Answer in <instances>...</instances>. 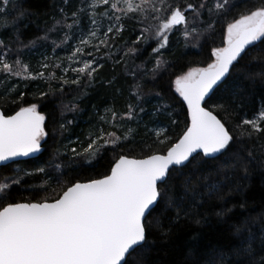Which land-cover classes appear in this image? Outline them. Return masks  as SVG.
I'll use <instances>...</instances> for the list:
<instances>
[{
  "label": "snow or ice",
  "instance_id": "obj_1",
  "mask_svg": "<svg viewBox=\"0 0 264 264\" xmlns=\"http://www.w3.org/2000/svg\"><path fill=\"white\" fill-rule=\"evenodd\" d=\"M63 2L67 6L70 0ZM235 7L238 5L232 0H211V3L208 0H183V3L175 0H80L71 13L60 8V18L53 26L43 36L27 44L20 38V29L14 27L7 40L0 37V85H3L0 100L18 106L14 114L0 110V164L40 152L41 142L48 135L46 118L37 110V104L19 106L24 93L19 90L15 78L43 81L49 90L40 91L41 98L63 93L65 85H75L86 94L98 69L104 66L101 60L112 59L114 63L123 62L127 67L128 60L138 57L143 46L152 42H155L152 53L162 56L161 50L168 47L170 35L176 32L181 34L185 44L206 39L207 35L214 33L216 24ZM14 13L18 14L8 21L6 18ZM0 16L5 17V22L0 24L2 32L23 20L26 12L17 0H0ZM85 20L87 24H84ZM131 22L141 25L139 34L131 47L126 41L123 48L118 47L116 41L122 39L125 23ZM61 31L63 38L60 42H51L53 51L67 45L71 49L70 55L60 63H48L50 58L45 56L40 63L41 70L32 72L30 64L21 59L24 49L31 50L37 46V41L47 42L50 33L59 35ZM222 36L223 46L211 49V62L206 67L191 68L177 75L173 81L175 92L187 105L189 117L175 142H171L166 128H148L145 124L146 135H155V140L151 143L139 141L142 156L124 153L125 144L137 142V129L143 123L140 114L146 112L142 106L144 96L138 77L151 73L155 78L161 70L166 71L168 63L161 58L155 60L151 69L146 68L147 62L129 69L128 74L136 80L132 92L137 101L135 105L129 104L123 114L106 109V115L99 118L102 126L88 134L86 146L82 142H78L79 150L65 146V155L70 153L71 161L79 159L81 166H93L106 151L111 150L114 156L105 174L86 181L62 182L60 176L66 173L60 172L61 164L53 162L52 172H60L56 177L58 187H51L52 172L37 168L35 173L47 177L41 184L30 186L39 198H25L22 202H8L11 189L35 173L19 169L13 176L0 179V197L5 201L0 203V264H144L141 257L150 243L153 225L149 217L155 207L166 201L168 207L177 209V218L181 210L189 216L188 209L184 208L185 202L192 208L202 207L206 198L210 199L221 191L219 183L201 175L199 190L188 178L181 185L182 194L177 196L175 181L188 175L184 169L199 170L209 163L208 158L215 162L224 157L223 168L216 169L218 175L222 172L228 180L239 167L247 178L248 165L256 157L251 150L246 156L241 154L234 150V145L238 140L264 139V106L258 115L245 117L235 125L240 132L237 137L227 126L231 116L229 105L219 103L212 108L204 105L210 93L225 86L232 72L243 67L241 61L247 56L249 46L264 41V0L258 7L227 22ZM69 40L76 42L69 44ZM117 52L123 55L117 58ZM50 68L52 71H48ZM56 69L61 75H56ZM69 72L73 74L71 78ZM258 75L264 76V73ZM53 82L58 87H54ZM27 86L25 83L24 87ZM63 107L67 111L77 110L75 104ZM168 107L159 105L152 115H163ZM221 112L225 114L223 118L218 116ZM167 114L169 117L172 115L170 112ZM131 122L136 126L132 127ZM171 123L177 122L171 120ZM103 125L112 130L106 131ZM66 127L65 123L59 125L61 131ZM259 148V163L264 167V143ZM59 151L57 149V153ZM41 191H51L52 194L40 195ZM224 214V210L217 213ZM233 228L238 236L247 232L233 254L254 260L256 234L244 224L233 225ZM259 242L264 247V231ZM206 264L225 262L220 258ZM256 264H264V255Z\"/></svg>",
  "mask_w": 264,
  "mask_h": 264
},
{
  "label": "trees",
  "instance_id": "obj_2",
  "mask_svg": "<svg viewBox=\"0 0 264 264\" xmlns=\"http://www.w3.org/2000/svg\"><path fill=\"white\" fill-rule=\"evenodd\" d=\"M183 3V0H175ZM211 3V0H208ZM238 7L232 9L225 18H222L215 26V31L207 38L200 41L191 40L185 44L184 38L179 32L170 35L169 45L162 49V56L152 53L151 48L155 42L143 46V50L138 57L128 60L127 67L123 62L114 63L112 59L101 60L103 67L98 69L95 74V80L91 86L84 90H78L75 85H65L63 93H55L41 98L40 91H48V86L43 81H20L19 90L23 91L24 99L19 102V106H28L31 103L37 104L39 112L45 116V130L48 133L42 142L40 154L30 160L12 163L0 167V179L3 177L13 176L17 170L23 169L27 172L35 173L37 168H46L52 172V163L61 164L60 172L66 175L60 176V172H52L51 187L57 188L56 177L60 176L62 182L69 180L86 181L88 179L99 178L105 174L113 160L114 153L108 150L103 157L93 166H81L79 159L71 161L70 153L65 155L67 148H80L82 142L87 144V136L97 127L102 126L100 116L106 115V109H113L119 114L127 111L129 104L137 103L132 95L133 85L136 82L133 76L129 75V69L137 65L145 64L146 68L154 67L156 59L167 61V70H161L153 75L139 76L138 80L142 85L144 103L142 106L146 109L141 113L143 123L137 129L139 135H136V143L125 144L124 153L130 156H142V145L140 140L151 143L155 140V135H146L144 127L148 128L163 127L166 128L167 135L171 137V142L178 140L180 134L189 122L187 114V105L183 102L179 94L175 92L173 81L177 75L187 72L191 68L206 67L211 62L210 52L214 47H222V33L226 28L227 22L238 18L239 14L250 9L258 7L261 0H232ZM26 12L23 20L18 21L12 27L0 32V37L7 40L14 27L20 29V38L23 43L27 44L31 40H36L53 26L56 19L60 18V8L71 13L80 3V0H70L69 5H65L63 0H17ZM13 15L7 17L8 21L15 18ZM5 22V17L0 16V24ZM71 22V21H69ZM25 24L27 25L25 27ZM86 24V20L84 21ZM141 25L136 22L125 23L122 39H118L116 44L123 48L125 41L128 46H132V41L139 34ZM179 27V26H178ZM66 31V30H65ZM78 35V32H77ZM63 38V31L57 35L49 34L47 42L37 41L35 48L24 49L21 59L30 64L32 72L40 71V63L45 55L53 53L52 40L57 43ZM69 44H73L71 41ZM15 47V45H14ZM56 53L60 56L70 55L71 49L68 46L56 48ZM126 51V49H125ZM248 54L241 61L242 68L232 72L227 78V84L214 90L211 97L205 103V107L212 108L213 105L224 103L229 105L231 116L227 121V126L232 130L233 135L239 137L240 132L235 125L241 119L252 118L258 115L259 109L264 106V76L258 75L264 73V41H258L249 46ZM123 53L117 52L118 58ZM57 63V62H55ZM49 71V70H48ZM56 75H61L58 69ZM47 75V72H46ZM73 75V74H72ZM71 76V74H70ZM251 77V78H249ZM27 83V87H24ZM54 87L58 85L53 82ZM3 85H0L2 88ZM160 95L157 96L156 94ZM77 105L76 111H67L63 105ZM159 105H168L167 112L163 115L153 116L154 109ZM0 109L6 114H14L18 110L17 104L10 101L0 100ZM224 113H218L219 118H223ZM171 120L177 123L172 124ZM72 121L71 124H67ZM65 123L66 130L61 131L59 125ZM127 123V122H126ZM135 127V122H131ZM106 131L112 129L103 125ZM118 134H120L118 132ZM264 143L261 140H238L234 145V150L247 155L251 150L256 160L248 165L247 178L239 167L236 168L235 174L226 180L221 172L217 174L216 169L223 168V161L213 162L211 158L209 163L201 169H184L187 176H181L175 181V194H182L181 185L185 179L191 178L192 184L199 190L201 175L208 176L213 183H219L221 191L216 193L210 199H205L203 206L192 208L188 202H185L184 208L188 209L190 215L185 216L183 210L177 218V209L168 207L167 202H161L152 212L149 220L152 222V231L149 235V246L141 257L144 264H206L207 261L215 262L223 258L225 264L230 261L231 264H256L261 255H264V247L260 245L259 236L264 231V167L260 166L259 159L261 156L259 145ZM168 144H165L167 147ZM59 149V153H57ZM129 149H133L129 151ZM119 153V149L116 150ZM23 175V173H20ZM47 177L43 174L35 173L31 177L24 178L21 185H13L8 202H22L25 198H33L35 193L30 186L41 184ZM51 191L40 195H51ZM35 198H39L35 196ZM0 197V203H4ZM231 211H227V210ZM225 211L224 215H217L218 212ZM200 220V223H196ZM247 225L257 236L253 247L255 248V259L249 260L246 257H237L233 254L240 243L242 236L235 233L233 225Z\"/></svg>",
  "mask_w": 264,
  "mask_h": 264
},
{
  "label": "rangeland",
  "instance_id": "obj_3",
  "mask_svg": "<svg viewBox=\"0 0 264 264\" xmlns=\"http://www.w3.org/2000/svg\"><path fill=\"white\" fill-rule=\"evenodd\" d=\"M86 24H87V20H86ZM78 32V31H77ZM79 34V33H78ZM71 41H73V44L76 42L75 40H69V42L68 43H70ZM258 42V41H257ZM66 46V45H65ZM57 55V53H56V50L55 51H53V53H51L50 55H45V56H47V57H49L50 59H49V61H47L48 63H53V62H57V63H60V61L62 60V59H64V58H66L67 56H60V55H58V56H56ZM99 55V54H98ZM44 58V57H43ZM42 58V59H43ZM43 61V60H42ZM76 66H79V65H76ZM49 71H52V69L50 68L49 69ZM70 74H71V76H70ZM68 76L71 78L73 75H72V73L71 72H69L68 73ZM38 110V109H37ZM39 111V110H38ZM43 142V141H42ZM41 142V143H42Z\"/></svg>",
  "mask_w": 264,
  "mask_h": 264
},
{
  "label": "water",
  "instance_id": "obj_4",
  "mask_svg": "<svg viewBox=\"0 0 264 264\" xmlns=\"http://www.w3.org/2000/svg\"><path fill=\"white\" fill-rule=\"evenodd\" d=\"M211 95H212V93H210L209 96L206 97V101H205V103H206L207 100L211 97ZM0 110H1V109H0ZM41 148H42V143H41ZM39 154H40V152L35 153V154H32V155H29V156H27V157H23V156H22V157H18V158H16L15 161H8V162H6L5 164H0V167H2V166H6V165H9V164H12V163H16V162H21V161L30 160V159H33V158L37 157ZM155 208H156V207H155Z\"/></svg>",
  "mask_w": 264,
  "mask_h": 264
}]
</instances>
